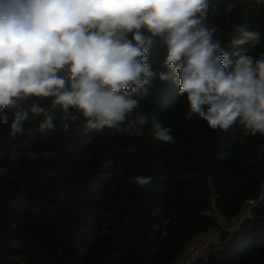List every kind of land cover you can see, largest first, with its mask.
<instances>
[{
    "label": "trees",
    "instance_id": "obj_1",
    "mask_svg": "<svg viewBox=\"0 0 264 264\" xmlns=\"http://www.w3.org/2000/svg\"><path fill=\"white\" fill-rule=\"evenodd\" d=\"M213 2L218 11L208 22L219 26L216 38L229 59L243 47L232 44L242 38L236 25L261 33L251 53L261 58L264 0ZM229 3L236 7L225 13ZM146 48V62L158 69L164 49L155 39ZM160 70L170 79L154 82L141 110L169 127L175 143L156 140L151 123L136 136L88 128L81 117L65 131L59 108L55 132H40L44 117L31 113L26 134L13 138L0 126V148L8 149L0 155V264H173L196 236L218 229L217 215L233 217L249 199H259L253 216L234 232H220L221 243L196 264H264V136L187 118L174 73ZM35 101L4 112L11 118ZM39 103L50 108L49 100ZM13 146L17 155L9 159ZM33 151L36 159L27 155ZM138 176L153 179L142 187L133 179Z\"/></svg>",
    "mask_w": 264,
    "mask_h": 264
},
{
    "label": "clouds",
    "instance_id": "obj_2",
    "mask_svg": "<svg viewBox=\"0 0 264 264\" xmlns=\"http://www.w3.org/2000/svg\"><path fill=\"white\" fill-rule=\"evenodd\" d=\"M235 7L229 3L224 12ZM217 11L213 0H0V126L13 138L26 134L31 113L44 117L40 132H55L59 108L65 131L81 117L88 128L136 136L151 123L156 140L175 143L169 127L141 110L154 82L170 79L160 70L168 68L188 102L187 118L264 136V54H251L261 33L236 25L242 38L232 44L243 47L230 60L216 38L219 26L208 22ZM154 39L165 51L158 69L146 62ZM30 97L36 101L11 118L4 112ZM43 100L50 108L40 105ZM7 151L0 148V155ZM16 155L13 146L9 159ZM27 155L37 158L34 151ZM133 179L143 187L153 178Z\"/></svg>",
    "mask_w": 264,
    "mask_h": 264
},
{
    "label": "built area",
    "instance_id": "obj_3",
    "mask_svg": "<svg viewBox=\"0 0 264 264\" xmlns=\"http://www.w3.org/2000/svg\"><path fill=\"white\" fill-rule=\"evenodd\" d=\"M262 192H264V183L261 185ZM259 199H249L245 203L241 212L233 217L227 218L223 215H217L216 226L219 232H234L242 223L253 216L254 207L257 206ZM213 242L211 240L197 241L183 256L180 264H196L197 261L203 256L205 251H208Z\"/></svg>",
    "mask_w": 264,
    "mask_h": 264
},
{
    "label": "crops",
    "instance_id": "obj_4",
    "mask_svg": "<svg viewBox=\"0 0 264 264\" xmlns=\"http://www.w3.org/2000/svg\"><path fill=\"white\" fill-rule=\"evenodd\" d=\"M201 240H211L213 243L220 244V233H218L217 229H212L208 232L202 233L198 236H196L191 242H189L186 246L185 249L183 250L181 256L173 263V264H179L180 259L186 254V252L193 246L197 241Z\"/></svg>",
    "mask_w": 264,
    "mask_h": 264
},
{
    "label": "rangeland",
    "instance_id": "obj_5",
    "mask_svg": "<svg viewBox=\"0 0 264 264\" xmlns=\"http://www.w3.org/2000/svg\"><path fill=\"white\" fill-rule=\"evenodd\" d=\"M218 233H220V232L218 231ZM213 245H215V246H216V245H219V244L213 243ZM206 252H207V251H205V252L203 253V255H205V254H206ZM182 258H183V257H182ZM182 258L180 259V263H181V261H182ZM180 263H179V264H180Z\"/></svg>",
    "mask_w": 264,
    "mask_h": 264
},
{
    "label": "water",
    "instance_id": "obj_6",
    "mask_svg": "<svg viewBox=\"0 0 264 264\" xmlns=\"http://www.w3.org/2000/svg\"><path fill=\"white\" fill-rule=\"evenodd\" d=\"M210 182H212V178H210ZM207 214L208 215H211V212L210 211H207Z\"/></svg>",
    "mask_w": 264,
    "mask_h": 264
}]
</instances>
